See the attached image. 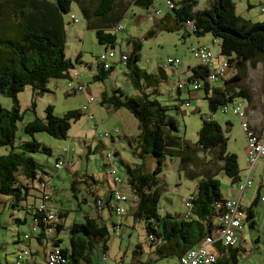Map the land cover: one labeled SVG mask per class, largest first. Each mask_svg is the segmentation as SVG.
<instances>
[{
    "label": "trees",
    "instance_id": "16d2710c",
    "mask_svg": "<svg viewBox=\"0 0 264 264\" xmlns=\"http://www.w3.org/2000/svg\"><path fill=\"white\" fill-rule=\"evenodd\" d=\"M74 2L86 21V29L94 31L98 43L106 47L102 54L108 50L115 51L118 41L114 33H119L116 29L122 26L120 22L132 6L147 11L155 7V0H0V94L13 102L10 110L0 106V147L11 149L9 153L0 156V196L10 197L13 208L32 201L22 206L30 216L31 223L29 232L19 239L20 249L27 247L33 259L34 253L30 244L36 243L44 257V264L47 262L49 247L59 249L67 259L66 264H91L96 254L100 255L101 261L104 256L108 258L111 234L101 214L114 213L113 191L108 187L106 179L90 174L77 178V172L74 173L75 180L70 185L72 197L78 201L79 206L86 205L88 210L82 215V222L75 221L69 227V249L62 247L60 233L65 228L67 211H55L51 206L54 189L49 185L48 175L37 165L32 155L51 154L50 149L36 139V134L45 133L54 139L66 140L72 122L78 121L83 113L70 111L59 117L55 115L53 107L48 106L45 119L35 117L24 126L23 132L30 140L17 148L14 146L18 124L23 119L19 95L27 88H32L34 94L31 108L35 110L37 97L47 91L52 80L72 82L73 79L78 81L80 78L74 77V71L81 64L82 53L74 61L65 54V16L70 13ZM195 7V1L181 0L173 10L167 11L173 25L169 28L164 25L168 30L165 29L170 33L178 32L183 27L188 28L187 23L190 22L194 31L189 30L197 38L210 34L220 42L218 58L228 64L229 72L226 79L219 82L221 86L212 88L213 84L208 82V68L198 66L192 69V76L187 82L191 85L201 83L199 90L203 89L206 93L210 115L206 118L201 116V128L194 147L177 135V122L167 114V109L143 91V82H148L153 87L159 84L161 76L157 79L155 75L148 74L145 67L137 65L141 58L140 41L127 40L130 52L122 51L118 56L115 51L116 58L111 62L109 70L103 69L98 61L99 56L96 59L98 68L92 79L94 82L103 83L116 70L115 63H122L136 90L133 97L125 99L116 96L109 99L103 96L101 104L108 105L107 108L113 111L128 110L138 122V136L131 138L129 145L134 158L140 163L132 164L133 167L127 165L126 173L119 174L124 178L125 192L130 196L126 214L119 218L125 219L130 214L134 222L144 223L148 243L153 248L152 254L158 260L176 258L179 261L188 250L201 245L216 230L217 221L224 213V209L217 206L225 199L220 192L217 174L223 172L234 183H239L240 170L237 156L227 152V139L221 126L211 116L219 109L224 111V107L229 108V103L233 104L237 98L250 101V92L242 85L248 74V67L256 69L262 64L264 69V20L260 23L245 20L236 13L233 0H212L204 10H197ZM70 20L74 23L78 21L73 15ZM161 21L163 24L164 19ZM155 29L147 33L148 37L155 35ZM123 54L127 56L126 62L120 60ZM231 70L233 75L230 77ZM80 84L83 83L80 82L77 86ZM85 86L88 92V85ZM186 87L187 85L184 86ZM74 88V93H80ZM154 92L157 93L156 90ZM110 139L113 143L114 138L111 136ZM106 147L98 144L95 152L91 153H100L103 158L104 151L109 148ZM200 152L211 156L208 163H202ZM114 156H118L115 149L113 164ZM165 156L180 159L181 169L187 172L188 178L199 180L196 191L190 195L193 200L190 209L186 211L189 215L184 212L177 215L166 214L164 217L159 215L160 192L157 188V176L162 172ZM62 157L64 156L57 161ZM149 157L156 161V167L151 172L146 169ZM210 163L221 165L215 170H200L204 164ZM261 163L264 175V158ZM80 191L84 193L81 199L78 197ZM45 193L50 194L49 201L44 200ZM258 198L246 214L245 222H251L252 227L255 226L254 207ZM99 201H102V210L97 207ZM43 202L47 204V211L40 212L39 206ZM52 211L56 216L55 221L48 220V214ZM17 222L26 224L28 220L24 218ZM122 226L123 220L119 224H113V236L115 229ZM33 227L36 232L32 231ZM26 235H29L28 239H25ZM217 251L215 264H238L244 249L239 246L222 247L221 243H217ZM142 254L143 247L136 246L134 255Z\"/></svg>",
    "mask_w": 264,
    "mask_h": 264
},
{
    "label": "rangeland",
    "instance_id": "374dc122",
    "mask_svg": "<svg viewBox=\"0 0 264 264\" xmlns=\"http://www.w3.org/2000/svg\"><path fill=\"white\" fill-rule=\"evenodd\" d=\"M196 3L197 10H203L212 0H193ZM237 4V14L245 20H251L254 23H260L264 20V14L261 9L264 8V0H251V7L248 6V0H233ZM156 7L163 8L161 0H155ZM161 4V5H159ZM151 9L150 11H152ZM150 11L132 6L127 15L121 20L120 24L124 27V31L114 33L117 37V47L115 49L118 56L123 51L130 52V47L126 45L128 39H135L141 43V58L137 65L141 68L148 69V73H158L157 69L164 66L166 59H177L181 62L178 69L196 68L199 66L191 49L200 42L202 45L209 46L215 56L220 57V42L215 40L210 34L197 38L189 28L183 27L178 32H168L166 30L155 29L154 22L147 21ZM71 15L77 18V23L70 20ZM67 24V39L65 45V54L68 59L74 61L79 53H82L81 62L89 64L93 71H97L96 59L104 52L105 46L100 45L97 41L94 31L86 29V21L78 7L74 2L71 5V11L65 16ZM157 20V19H156ZM258 20V21H257ZM150 29H155L156 33L148 37ZM214 42V43H213ZM117 61V60H116ZM115 73L103 83L94 82L90 77L88 66L80 64L75 68L74 73H78V69L82 72V76L77 80H52L47 91L43 92L36 99L35 110L31 108L34 91L27 88L19 95V103L22 122L18 124L16 139L14 146L17 148L22 143L29 141V137L23 132L24 126L34 120L35 117L45 119V110L48 106H52L55 115L62 117L64 114L75 111L82 114L86 93H74L72 89L82 82L88 86V91L96 100L91 110L95 117V122L89 121L86 115L74 121L66 140H57L45 133L36 134V139L44 146L50 149L51 154H33L32 157L37 165L48 175L50 187L54 189L51 198V206L55 211H67V219L64 230L60 233L62 239V247L69 249L68 230L70 225L77 221L82 222V215L87 212L86 205L79 206L78 201L72 197L70 185L75 180L73 176L77 173V178L84 174L98 173L99 169L105 166L109 168L100 153H89L90 148H94L98 144L105 145L117 151L118 156H114V167L118 174H125L126 168L132 164L140 163V161L132 154V147L129 145L131 138L138 136V122L134 116L125 109H120L114 114L107 113L108 105L101 104L102 98L96 96V92L102 88L108 90L109 99L118 97L125 99L133 97L136 90L131 84V79L127 76V69L122 63H115ZM168 72L167 81L160 77V82L153 87L147 82L144 83L143 91L149 94V98L157 100L163 107L167 109V114L173 117L178 126L177 135L183 138L190 146L194 147L198 140V132L201 128V116L206 118L209 115L208 101L205 91H194V85H189L191 94L182 91L180 94L177 90H172L171 84L178 80V76L183 79L179 73L173 72L172 68L166 67ZM96 74V73H95ZM73 84V86H69ZM212 88L221 86V83H212ZM251 95V100L245 98H237L234 102L240 107L241 111L246 114L243 122H247V111L253 107L252 120L258 121L264 127V69L262 64L257 69L248 67V74L242 82ZM119 87L121 92H116L115 88ZM157 91L155 93L154 91ZM88 93V92H87ZM85 94V95H83ZM190 97V98H189ZM189 103V106L186 104ZM0 106L10 110L13 108V102L0 94ZM105 107V108H104ZM111 110V109H110ZM113 111V110H112ZM88 119V120H87ZM211 119L216 121L222 128L223 134L227 139V152L235 154L238 158L240 170L239 183H234L223 172L217 174V180L220 183V192L223 197L234 200L233 195L235 189L238 191L239 185L244 183L245 176V155L247 154L246 134L242 128V121L233 113V104L229 103V110L224 112L219 109ZM115 129L119 132L116 133ZM252 130V129H251ZM110 131L114 138L115 145L111 139L103 138L95 139L98 132ZM253 131V130H252ZM254 132V131H253ZM260 137V136H259ZM264 137V135H263ZM261 138V137H260ZM263 140V139H262ZM101 142V143H100ZM69 148L67 168L56 171L55 165L62 156V151ZM72 149V151H70ZM10 148L0 147V156L10 152ZM202 163H208L211 156L200 152ZM248 160V158H247ZM220 163L204 164L200 170L220 168ZM262 163L258 164L252 175L254 185L247 190L245 201L249 205L258 196V182L262 176ZM133 167V166H132ZM156 167V161L153 157H149L146 162V169L150 172ZM248 169L246 170V172ZM187 172L181 169V162L178 158L165 156L163 160L162 172L157 176V188L160 192L159 215L164 217L166 214L177 215L184 212V203L189 199L190 195L196 191L199 180H190ZM264 194V189L260 193ZM259 193V195H260ZM83 191L79 192V199L82 198ZM239 196V194H238ZM237 200V198H235ZM32 202V201H29ZM28 202V203H29ZM28 203H22L21 207L13 208L12 199L10 197L0 196V264H16V255L20 249L19 239L29 232L31 223L30 216L22 206ZM39 201L36 202L38 206ZM255 226H251V222H244L242 227L246 228L243 235L246 245V257L240 254L238 264H264V203H259L254 207ZM128 214L125 219H120L114 213L104 215L105 223L111 234L108 244V261L107 264H149L151 256L149 251L153 248L148 243L147 233L143 222H134L132 216ZM27 218L28 223H18L17 220ZM123 220V226L120 235L114 237L113 224H119ZM142 246L144 254L134 255L136 246ZM153 251V250H152ZM101 257L96 254L91 264H99ZM140 262V263H139ZM83 264V263H80ZM160 264H178L176 258L163 259Z\"/></svg>",
    "mask_w": 264,
    "mask_h": 264
},
{
    "label": "built area",
    "instance_id": "2783aa9c",
    "mask_svg": "<svg viewBox=\"0 0 264 264\" xmlns=\"http://www.w3.org/2000/svg\"><path fill=\"white\" fill-rule=\"evenodd\" d=\"M181 0H164L165 7L167 11L173 10L175 6ZM264 12V9H262ZM159 11H154L151 14H148L147 19L149 21H154L155 17L159 16ZM188 28L193 32L194 28L190 22L187 23ZM122 26H118L116 31H123ZM193 57L198 60L199 66L206 67L209 69L210 74L208 77V82L219 83L222 80L226 79V76L229 72L228 64L222 59L219 60L218 56H215L211 48L206 45H202L197 42V45L191 49ZM116 58V53L113 50H108L104 54L100 55L98 58L99 63L102 65L104 70H109L111 67V62ZM120 60L122 62L127 61L126 54L121 55ZM181 65V62L177 59H168L165 61L164 67H172L177 69ZM80 75L74 73V77L78 78ZM189 82L178 79L171 84L172 90H180L184 86L188 85ZM201 88V83H196L193 87L194 91H198ZM80 93H86V98L84 101V106L82 113L86 117L95 121V117L92 113L91 106L95 102L94 97L87 93V87L84 84H80L75 87ZM85 95V94H84ZM189 106V104H187ZM224 112H227L229 108L224 107ZM233 113L238 116L242 121L241 125L246 134V143H247V162H248V177L245 179L244 183L239 185L238 192L242 195L246 189L252 186L251 176L255 171L258 164H260L264 158V139L259 137V135L251 130L249 123L243 122L246 117V114L241 111L240 107L236 102L233 103ZM118 133V131H115ZM112 136L110 131L98 132L95 135V139L100 140L103 138L110 139ZM107 148V147H106ZM72 151V149L70 150ZM69 148L63 150V156L61 160L56 162L55 169L57 171L67 168L66 165L68 162V153ZM113 154L114 148H107L104 151L103 160H105L106 165L109 167L103 176L100 179L105 178L108 187L113 191V201L112 207L113 212L116 216L122 217L126 214V205L130 200V196L125 192L124 188V178L118 174L113 164ZM260 186L264 189V175L260 180ZM44 200L49 201L51 198L50 194H44ZM193 197L185 202V211L184 214L189 215L186 212L191 207V202ZM264 201V198L262 199ZM47 204L44 202L39 206V211H47ZM99 210H102L103 204L102 201L98 202L97 205ZM218 208H223L224 213L217 221V228L210 235H208L201 245L198 247L188 250L183 256L179 258L178 264H215L218 258L217 243H221L222 247H234L239 241V230L242 228L243 223L246 221V213L244 212L243 206L239 200H231L225 198L217 206ZM49 221H55L56 216L52 211L48 214ZM33 232H36V228L33 227ZM120 227L115 229L114 236H119ZM29 235L25 236V239H28ZM48 248V247H47ZM107 257L104 256L100 264H106ZM67 259L62 255L61 251L57 248L47 249V262L46 264H66ZM16 264H33L31 251L27 247H21L16 255Z\"/></svg>",
    "mask_w": 264,
    "mask_h": 264
},
{
    "label": "crops",
    "instance_id": "0c3cea01",
    "mask_svg": "<svg viewBox=\"0 0 264 264\" xmlns=\"http://www.w3.org/2000/svg\"><path fill=\"white\" fill-rule=\"evenodd\" d=\"M251 0H248V6H250L251 7ZM161 4L163 5V8H158V7H156V4H155V7L153 8V10L152 11H154V10H158V11H160V15L159 16H157L156 17V19H155V21H156V23H155V28H156V30H158V31H160L161 29L162 30H166L167 28H169V27H171V25H173V21L170 19V18H168V12H167V9H166V7H165V4H164V0H161ZM161 4H159V5H161ZM208 8V6L205 8V9H207ZM204 10V9H203ZM236 13H237V4H236ZM164 19V23L162 24V21L161 20H163ZM258 21V20H257ZM148 22H150V21H148ZM150 23H152V22H150ZM161 25V26H160ZM164 25L167 27H164ZM166 28V29H165ZM151 30V29H150ZM154 30V29H153ZM168 30V29H167ZM166 30V31H167ZM200 43V42H199ZM126 45L128 46V44L126 43ZM105 51V50H104ZM79 55V54H78ZM77 55V56H78ZM220 61L222 60V59H219ZM118 61V60H117ZM80 63H82V64H84V65H86V66H88V70H89V72H90V77L88 78V79H93V77L95 76V73H96V71H93V69L91 68V66L89 65V64H85V62H81V60H80ZM78 67H79V65H78ZM194 68V67H193ZM193 68H188V69H183V68H180V69H175V68H172V70H173V72H176V73H179V75H181V76H183V79H181V80H183V81H188V79L192 76V69ZM163 69L164 71H161V70ZM166 68H163V67H160V68H158L157 69V72L158 73H156L155 74V72H153L154 74L153 75H155L156 76V78L157 79H159V76H161L165 81H167V78H168V72L165 70ZM257 69V68H256ZM146 70V72L148 71V69L146 68L145 69ZM232 71L233 70H231L230 71V77L233 75V73H232ZM115 73V71L113 72V74ZM148 73V72H147ZM78 74L80 75V76H82L83 74H82V72L80 71V69H78ZM113 74L111 75V77L113 76ZM148 74H152V73H148ZM110 77V78H111ZM178 79H180L179 78V76H178ZM88 85V84H87ZM189 85H191V84H188L187 85V87L186 88H184V89H182V90H180V91H178L179 92V94L182 92V91H186L189 95L191 94L190 92H191V90H190V88H189ZM89 86V85H88ZM121 89L119 88V87H116L115 88V91L117 92V91H120ZM91 91V90H90ZM90 91H88V93L90 94V95H92V93L90 92ZM96 96H98V97H101L102 99H103V96L104 97H109V95H108V90L105 88H102L101 90H98V92H96V94H95ZM190 98V97H189ZM96 101V100H95ZM105 108V107H104ZM252 109H253V107H250L249 106V109H248V111H247V122L249 123V125H250V127H251V129L255 132V133H257L262 139H264V137H263V135H264V127H262V125L258 122V121H254V120H252V116H254L252 113H253V111H252ZM118 111H120V110H118ZM107 113H112V114H114L116 111H112V110H108V111H106ZM115 131H118V130H116L115 129ZM119 132V131H118ZM114 143V145H115V142H113ZM95 148H96V146L94 147V148H90L91 150L89 151L90 153L91 152H95ZM245 160H246V164H245V168H244V170L243 171H245V176H244V180L248 177V171L246 172V170L248 169V162H247V154L245 155ZM256 170V169H255ZM99 171L100 172H98V173H95V172H93V173H90V175H94L95 177H97V178H102L103 176H105V173H106V171H107V169H105V167L103 166V167H101V169H99ZM78 173V172H77ZM254 173V172H253ZM87 174V173H86ZM253 175V174H252ZM263 175V170H262V174L260 175V177ZM240 181H241V179H240ZM239 181V182H240ZM251 181H252V176H251ZM254 185V183H253V181H252V186ZM251 186V187H252ZM250 187V188H251ZM258 189H257V191H258V196L256 197V198H258L259 200L257 201V204H256V206L259 204V203H264V201H262V199L264 198V194H263V192L262 193H260L261 191H262V187L260 186V179H259V182H258V187H257ZM249 189V188H248ZM248 189H246V191L242 194V195H240V193L235 189V191L234 192H236V193H234V195H233V199L234 200H236L235 198H237V200H239L240 199V201H241V204H242V206H243V209H244V212L247 214L248 213V210L251 208V206H252V204H253V202H254V200L256 199H254L249 205H247V202L245 201V196L247 197V190ZM259 193H260V195H259ZM238 194H239V196H238ZM184 209H185V203H184ZM185 211V210H184ZM254 213H255V211H254ZM106 214H107V212L105 213H103V214H101V216L102 217H104V215L106 216ZM254 222H255V217H254ZM28 223V222H27ZM256 223V222H255ZM120 230H121V228H120ZM245 230H246V228H244V227H242L240 230H239V241H238V243H237V245H236V247L237 246H239V248H241L242 250L244 249V252L242 251L241 252V255L243 256V257H246L247 255H246V245H245V242H244V237H243V235H244V233H245ZM31 245V248H32V250H33V264H44V257L42 256V254H41V252H40V247H38L37 245H36V243H31L30 244ZM149 254H150V256H151V263L150 264H160L161 263V261L162 260H158L157 258H155L154 256H153V254H152V250H150L149 251ZM107 260H108V258H107ZM106 264H107V261H106Z\"/></svg>",
    "mask_w": 264,
    "mask_h": 264
}]
</instances>
